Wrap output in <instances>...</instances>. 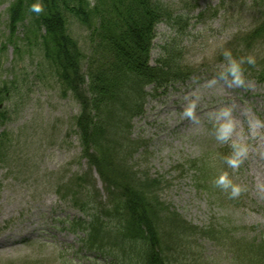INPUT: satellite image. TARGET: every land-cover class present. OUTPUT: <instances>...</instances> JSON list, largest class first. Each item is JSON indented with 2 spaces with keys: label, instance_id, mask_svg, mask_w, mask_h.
Masks as SVG:
<instances>
[{
  "label": "rangeland",
  "instance_id": "374dc122",
  "mask_svg": "<svg viewBox=\"0 0 264 264\" xmlns=\"http://www.w3.org/2000/svg\"><path fill=\"white\" fill-rule=\"evenodd\" d=\"M157 1L167 9L169 20L156 27L150 64L167 50L180 57L190 77L149 99L142 117L133 121L130 138L143 147L132 164L147 178L165 181L157 197L187 224L226 230L222 233L227 237L215 241L217 247L205 238L189 240L193 250H183L170 264L226 262L244 239L264 242V37L245 41L263 23L264 4ZM18 2L0 0V136L6 135L0 163V264H91L88 258L102 263V258L79 251L84 235L68 231L67 222L83 219L77 206L87 195L94 207L108 206L113 191L81 155L71 128L78 106L70 94L61 95L62 87L44 57L51 49L42 41L37 15L27 2L17 9V23L9 25V12ZM68 31L80 46H88L86 30L73 19ZM225 50L237 60L254 57V64L241 65L243 86L232 83L231 77L221 79L228 66ZM191 105L195 109L189 118L185 112ZM225 108L231 110L235 129L222 143L216 139L214 122ZM233 141L248 147L236 169L225 163L233 154ZM223 172L243 189L238 197L230 198L216 187ZM201 174L207 176L204 182ZM106 224L118 225L114 220ZM210 235L216 238L214 232ZM229 249L231 255H225ZM127 264H138V257L133 255Z\"/></svg>",
  "mask_w": 264,
  "mask_h": 264
},
{
  "label": "trees",
  "instance_id": "16d2710c",
  "mask_svg": "<svg viewBox=\"0 0 264 264\" xmlns=\"http://www.w3.org/2000/svg\"><path fill=\"white\" fill-rule=\"evenodd\" d=\"M23 2L29 8L34 0H19L12 7V27ZM42 3L44 11L35 14L38 31L44 34L42 41L51 49L44 57L62 87L61 95L70 94L78 106L71 128L81 155L103 185L113 191L108 195L112 199L108 206L94 207L87 195L78 208L88 222L75 220L68 223V229L72 233L82 231L83 249L110 258L109 264H127L133 255L134 259L138 257V264H170V259L176 262L172 258L176 259L183 250V254L193 250L194 243L189 240L200 238L217 247V242L227 237L222 233L226 230L216 232L187 224L157 197L165 181L147 178L132 164L134 155L143 147L141 141L130 138L133 121L142 117L149 99L165 94L167 88L190 77L180 57L169 55L167 50L154 65L150 64L156 27L169 20L167 9L157 0ZM69 19L86 30L87 47L80 46L69 34ZM262 37L264 20L245 41L250 44ZM3 157L0 139V160ZM201 176L204 182L207 176ZM201 187L210 194L214 192L209 185ZM107 220L118 225L107 226ZM213 232L216 238L210 235ZM232 250L235 256L226 262L214 259L204 264H264V242L244 239ZM231 251L225 255L230 256ZM68 264H74L73 260Z\"/></svg>",
  "mask_w": 264,
  "mask_h": 264
},
{
  "label": "clouds",
  "instance_id": "9594fccd",
  "mask_svg": "<svg viewBox=\"0 0 264 264\" xmlns=\"http://www.w3.org/2000/svg\"><path fill=\"white\" fill-rule=\"evenodd\" d=\"M29 11L34 12L36 14H40L44 11V5L42 0H34L33 3L29 6ZM224 57L228 61V66L226 72L223 73L221 79H228L231 77L232 83L236 84L237 86H243V70L241 65L243 63L254 64L255 59L252 56H248L247 58H240L239 60L233 58L231 51L225 50L223 53ZM195 105H191L185 112V115L189 118L193 117ZM215 132H216V139L222 143L228 142L232 137V134L235 129L234 120L232 118L231 110L230 109H223L217 112L215 118ZM259 121L257 124L259 125ZM232 148V155L230 157L225 158V163L233 168L236 169L239 165L243 162L242 158L246 157L248 154V147L246 144L238 143L233 141L231 144ZM216 187L220 188L222 191L226 192L230 198L238 197L243 189L234 184L233 181L229 178L227 172H223L220 174L215 180Z\"/></svg>",
  "mask_w": 264,
  "mask_h": 264
}]
</instances>
